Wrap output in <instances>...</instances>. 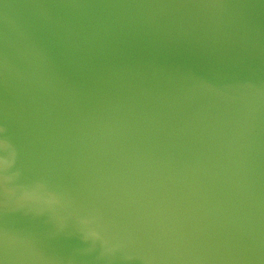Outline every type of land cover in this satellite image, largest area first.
<instances>
[{"label":"water","instance_id":"obj_1","mask_svg":"<svg viewBox=\"0 0 264 264\" xmlns=\"http://www.w3.org/2000/svg\"><path fill=\"white\" fill-rule=\"evenodd\" d=\"M0 128V264H264V0H0Z\"/></svg>","mask_w":264,"mask_h":264},{"label":"clouds","instance_id":"obj_2","mask_svg":"<svg viewBox=\"0 0 264 264\" xmlns=\"http://www.w3.org/2000/svg\"><path fill=\"white\" fill-rule=\"evenodd\" d=\"M6 130L4 128H0V133H4ZM0 151H3L7 154L5 159H0V169H3L5 163H9V166L11 167L12 164H14L17 161V150L15 146L7 139L0 140ZM5 177H0V188L3 189V193L5 196V206H7V202L9 200L10 195L14 191V189L10 188L7 183H5ZM14 211H20V209H13ZM93 236L95 237L96 241L100 242V245L102 247L101 257L104 256H110L114 255L116 252H118L121 248L118 244H112L104 240L99 233H93ZM85 243L91 242L93 246L96 245L95 241L90 240L88 237H85L84 239Z\"/></svg>","mask_w":264,"mask_h":264}]
</instances>
